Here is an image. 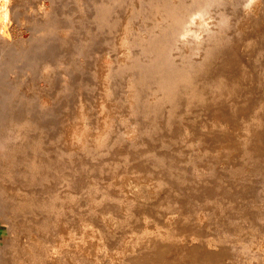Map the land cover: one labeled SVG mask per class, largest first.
Returning <instances> with one entry per match:
<instances>
[{
	"label": "rangeland",
	"instance_id": "1",
	"mask_svg": "<svg viewBox=\"0 0 264 264\" xmlns=\"http://www.w3.org/2000/svg\"><path fill=\"white\" fill-rule=\"evenodd\" d=\"M35 1L42 4L38 10L33 0H10L9 20L0 17L1 22L5 21L4 31L0 32V65L8 66L0 76L15 79V104L37 102L45 114L63 97H49L47 90L51 84L45 79L30 80L27 71H23L24 62L16 59L30 48L26 39L31 33H37L34 37H55L47 29L48 22H54V27L64 23L61 15L51 13L48 0ZM72 1L74 6L85 2ZM95 1L87 12L96 16L104 13L105 17L93 18L92 24L106 26L101 41H93L90 56L94 78L90 86L91 143L74 147L70 157L64 148L51 142L53 153L47 151V143L29 144L32 131L7 132L8 139L3 145L0 143V212L3 210L7 217L22 216L27 201L32 209L43 208L41 216L33 210L28 224L44 221L40 235H48L59 226L66 230L68 238L62 241L66 242V253L59 264H66L67 254L73 264H207L210 261L202 258L201 253L220 249L231 264H264V154L255 152L257 139L264 144V69L257 72L261 80L250 86L244 84L243 76L224 74L230 67L243 70L254 61L255 52H248L236 66H222L221 59L211 55L202 59L199 69L192 66L189 70L185 60L162 69L152 65L137 69L144 57L168 54L174 38L168 32L180 12L171 10L175 0ZM85 13L81 9L78 25L84 22ZM153 27L157 28L153 39L138 36L140 31ZM249 33L246 30L244 35ZM56 35L65 39V29ZM248 43L257 50L264 45V38L248 36ZM124 46L138 50L139 56L113 64L109 56L118 50L128 52ZM100 52L108 54L102 62L97 60ZM213 68L216 75L207 80V71ZM20 73L25 75L24 79ZM23 82L26 84L21 85ZM131 87L134 91L126 100L122 90ZM212 90L218 94L215 102L222 101L223 123H215L206 115L209 108L205 98ZM145 94V100L139 97ZM175 99H188L191 103L179 108L167 104ZM196 103L205 104V108L195 107ZM237 106L244 108L245 117L237 115ZM127 120L135 122L136 132L126 128ZM30 154L35 157L27 159ZM230 156L233 159L229 161ZM41 165L44 167L37 170V175H20L23 167L32 171ZM22 177H32L33 187L45 184V202L34 201L27 191L14 188ZM23 223L13 218L10 225L0 223V245L5 244L4 238L11 244L2 250L0 264H14L20 249L25 252L20 242ZM191 246L196 249L189 250ZM214 261L217 260L211 262Z\"/></svg>",
	"mask_w": 264,
	"mask_h": 264
},
{
	"label": "bare ground",
	"instance_id": "2",
	"mask_svg": "<svg viewBox=\"0 0 264 264\" xmlns=\"http://www.w3.org/2000/svg\"><path fill=\"white\" fill-rule=\"evenodd\" d=\"M9 1L10 0H4V2L3 3L1 2L2 4H0V17H2L3 20H6V19L9 20L8 19L9 17L8 14H9V9H10V8L8 9ZM33 1L36 2L35 0ZM48 1H49V5L48 6L46 5V6L51 10V13H53L54 15L56 16L61 15L62 20H63L62 22L64 24H62V26L54 27L53 26L54 22L53 23L48 22L47 29L50 33H53L55 37H48L46 36L47 34L41 35V33H39V35L41 36L34 37L32 35L35 34L36 32L31 33L32 34L31 37L26 39L27 40L26 42L31 44L30 48L24 49L18 55V58L16 60L22 63L24 62V65L22 68H23V71H27L26 75L29 77L30 80L38 81L40 79L42 80L45 79V81L51 84V88L47 90L49 97L50 96L53 97L56 95L57 97H59L60 95V97H63V98H61L62 100L59 101L57 104H55V106L51 107L48 113L42 114V112L44 111H42V108L38 105L37 102L34 103L33 105H28V102L15 104L14 95H13L14 86L16 84L15 79L6 80L5 77L3 78L0 76L1 77L0 78V143L2 144V142L5 141V139L7 138L6 137L7 132H10L11 134L13 132L15 133V132H19L22 130H27V131H32L28 139L29 144H33L34 141H37L38 144L47 143V146H46L48 149L47 151L49 153L50 152L53 153L54 149L51 148V146H49V143L51 142L53 146H59V147L64 148L67 154L70 157H72L73 152H74L73 150L74 147L85 146L88 142L91 143L90 142L91 137H92L91 135L93 133H91L92 124H91V120H89V116H90L89 108L91 106L90 105L92 101L91 94L93 92L91 91L90 86L92 82L94 81V78H93L92 71H91L92 65H91L90 56H91L93 41L94 43H98L101 41L100 37L103 34L102 29H104L106 26V24L105 25H93L92 23H93V18H98V17L102 18V17H105V14L103 13V14L96 16V15H93V13L91 12H90L91 14L87 12L88 10H90L89 8L93 6L94 2H96L95 0L94 1L85 0V2H83L79 6H74L72 0H60V2H57L56 0H48ZM104 1L105 0L101 2L104 3ZM175 2L176 3H174L175 5L173 6L171 10L172 11L174 10V12L180 10V12L178 15V20L175 23V26H173V28H171L170 31L168 32L169 35L174 36L172 40V44L170 45L168 54H166V56L160 55V57H158L157 55L156 57L154 55L150 58L144 57L143 59L140 60L138 65H136L137 69H140L141 67H144L145 65L147 66L152 65L157 69L161 67L162 69L163 67H166L167 65H170V64L178 65L179 64L178 61L180 60H185V66L186 67L188 66L187 68L189 70L192 66L193 67L195 66L196 69H199L200 68L199 65L201 64L202 59H205V57H208L211 55H213L215 59H218L219 57L221 59L220 65L222 66L223 65H225V67L232 66V65L236 66L239 64V62H241L242 60L243 61L245 60V57L248 55V52H255L256 58L254 59V61H251V63H248V65H246V67L243 70H237V68L235 67H230L226 71H224V74H231L235 77L239 75L243 76L244 84L248 86L253 85L255 84L256 81L261 80L260 77L257 76V72H259L262 69V67L264 69V62H260V60L264 58V45H262V48L255 50V48H253V46L248 43V36L253 39L264 38V0H175ZM177 2L179 4L182 3V5H178ZM34 6L38 10L39 7L42 6V4H40L39 2H36L34 3ZM117 7H118L117 4H115V8ZM81 9L86 10L85 20L82 24L78 25V20L80 17L79 15H80ZM55 20L57 21V19ZM1 21L2 19L0 18V32H3L5 28V24H4L5 21L4 22H1ZM160 27L159 25L157 26L158 29ZM157 28L153 27V28H150V30L140 31L137 34L138 36H140V38H143L145 40H151L154 38L155 34L157 33V30H155ZM41 29H43V27ZM60 29H65V39L63 40L57 38V35H56ZM246 30L251 31V33L245 36L244 32ZM98 31H99L98 33L99 38L95 41L94 37L97 36L96 32ZM127 42L128 40L126 41V43ZM221 49L223 51H221ZM124 50L125 51L127 50L128 52L121 53V51L118 50L109 56V58L112 59L113 64L120 65L126 58H129L135 55L139 56L138 50L132 49L129 46H124ZM222 52H224V54ZM106 55L108 54L100 52L98 54L97 60L99 62H102L104 58L106 57ZM66 62L68 63L66 64ZM7 67L6 65H3V64L0 65V73L4 72L7 69ZM60 67L62 68L59 69ZM218 67H219V63L216 65L217 69ZM97 70H101V69H97ZM214 70L216 69L213 68L207 71V78H208L207 80H211V78H213L216 75V72ZM42 72H43V75H42ZM20 75L22 74L20 73ZM24 77L22 79H24ZM231 81L232 80L230 79L227 82H231ZM223 82H224V79H223ZM24 84L26 83L23 82L21 85H24ZM218 85H220V82ZM218 85L215 84V86H218ZM156 86L158 87V85H155V87ZM174 86L172 88L173 90H175ZM133 91H134L133 88L123 89L122 97L126 100H129L131 98L130 95ZM154 93H156V91ZM154 93H152V95ZM165 94L166 93H164V95ZM139 97L144 99V97L146 98L147 96L145 94V95H140ZM217 98H218L217 92L215 90H212L210 92V95L205 98L206 105L204 104L206 108H209V110L206 112V115L210 118V120H212L215 123L222 122L224 118L222 115V113L224 112L220 108V104L222 101L215 102ZM187 100L175 99V100H172L171 102H168L167 104H169L170 106L176 107V108L186 107L189 105V103H191V101L189 100L187 101ZM195 105H196L195 107L203 106V108H205L203 104L199 105V103H196ZM236 109H237L238 116L245 115V111L243 107L237 106ZM108 113H109L108 115H111L110 112ZM112 115H115V114H112ZM117 121L118 120H116V123ZM103 122H104V119H103ZM228 123L229 121L227 120L226 124ZM117 124H119V122ZM125 124L127 126L126 128L131 129V131L133 132L134 131L136 132L137 128L136 129L134 128L135 122L133 120L132 121L127 120ZM126 134L127 133H125V135ZM233 150H235V152L236 151L238 152V149L236 148ZM255 152L258 154H264V144L259 139L256 140ZM34 157L35 155L30 154L27 159H32ZM37 157L40 158V155L37 154ZM228 159L229 161L232 160L233 156L228 157ZM72 165H73V162L70 161L68 164L69 168H71ZM43 167H44L43 165L37 166L32 171H30L31 170L30 167L29 168L23 167L24 171H22L20 175H23V174L24 175H37L38 174L37 170L38 169L40 170ZM23 177H22L23 181L21 180V182L18 183L14 188L19 191L21 190L27 191L26 193L27 195H29V198H31L34 201L45 202L46 200H43L44 199L43 196L45 194L44 190L46 189L45 184H40L39 186L33 187L34 185L32 186L31 184L32 183L31 180L33 178L31 177L27 179ZM131 186H133V184ZM262 188L264 187L262 186ZM44 204L46 203H43L41 206L44 207ZM29 205H30V202L27 201L26 205L24 206L25 211L22 213L23 214L22 216L12 215L11 217H7V215L3 213V210L2 212H0V223H5V224L7 223L10 225L12 224V218L16 219V221L20 223L25 222L23 223V225L25 224V229L22 234V240L20 241L25 247V252L24 253L21 252V249H20L19 251L20 256L18 255L19 259L14 264H59V262L62 260V254L66 253V244H65L66 242L62 243L63 240H66L68 238L66 230L62 228L61 226H59L58 229L55 228L51 230L50 234L48 233V235H40L39 228H40V225H43L44 221L41 220L38 222L37 220L31 224H28V222L30 221V218L34 214L33 210L37 212L39 216H41L43 208L32 209V207ZM53 211H55V208L53 209ZM55 215L56 213L52 215L53 218L55 217ZM79 228H82V227H79ZM78 232L79 230L77 231V234ZM70 241H71V238H70ZM4 242L5 244L0 245V255H1L2 250L5 249L10 244L9 240L6 238H4ZM83 243H85V241ZM83 245H86V243ZM193 249H196V246H191L189 248V250H193ZM74 250L76 249L74 248ZM88 250L89 249H87L86 251ZM255 253L257 254V252ZM250 255L252 256V253ZM159 256L162 257L163 253H160ZM201 256L202 258L208 259L210 261L207 264H218L216 262H225V264H231L229 259L226 257L225 251L223 249L204 250L201 253ZM261 256L262 255H260V257ZM83 257H85V255H83ZM213 259L217 261L211 262ZM64 260H66L65 261L66 264H73L72 257L70 254L69 255L67 254ZM241 260H242V257H241ZM237 262L238 261H236L235 264H238ZM195 264H198V263H195Z\"/></svg>",
	"mask_w": 264,
	"mask_h": 264
}]
</instances>
